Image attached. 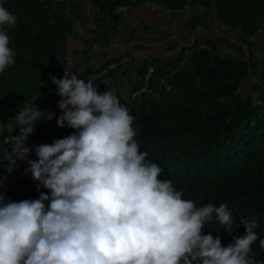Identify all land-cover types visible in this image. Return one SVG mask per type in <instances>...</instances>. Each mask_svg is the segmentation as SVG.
<instances>
[{
	"label": "trees",
	"instance_id": "obj_1",
	"mask_svg": "<svg viewBox=\"0 0 264 264\" xmlns=\"http://www.w3.org/2000/svg\"><path fill=\"white\" fill-rule=\"evenodd\" d=\"M157 2L173 11L213 12L219 26L237 33L247 57L226 54L216 41L197 38L175 59L148 58L127 68L136 77L132 93L145 84L149 69H155L149 91L135 99L131 95L127 99L105 81H93L94 86L101 94L113 91L129 109L135 118L132 127L139 151L147 152L146 159L163 170L158 179L172 180L174 188L183 191L182 199L193 201L197 208L208 203L229 205L234 219L231 232L213 214L205 221L202 235L220 236L222 246L227 247L247 234L240 218L257 219L258 240L250 256L264 264V251L259 247V240L264 239V53L256 56L258 37L264 34V0H92L85 58L89 59L95 47L112 45L127 8ZM0 6L17 17L14 26H2L15 63L0 73V123L5 125L4 136H18L15 117L25 101L45 110L26 142L34 145L33 158L27 159L37 160L36 146L78 134L57 124L62 115L58 103L63 98L50 77L62 79L66 67L74 73L68 63L69 39L75 32L71 11L80 15L79 23L86 30L88 19L81 17L85 5L75 0H0ZM199 24L204 27L196 16L187 27L193 30ZM149 29L142 26L139 31ZM206 30L216 35V30ZM99 70L89 65L82 74H74L88 80ZM250 78L255 87L247 93L242 85ZM52 114L54 119L48 121ZM11 147L0 136V181L4 184L0 192L5 203L35 200L41 193L50 196L40 182L27 183L33 178L26 172L30 167L26 161L17 162L11 174L5 170L4 150L11 152Z\"/></svg>",
	"mask_w": 264,
	"mask_h": 264
},
{
	"label": "clouds",
	"instance_id": "obj_2",
	"mask_svg": "<svg viewBox=\"0 0 264 264\" xmlns=\"http://www.w3.org/2000/svg\"><path fill=\"white\" fill-rule=\"evenodd\" d=\"M16 22L0 6V73L15 63L2 26ZM94 79L67 67L62 79L50 77L63 98L57 124L78 134L36 146L37 160L27 159L26 142L45 110L25 101L15 117L18 136H4L0 123L3 144L12 146L4 150L5 170L26 161V172L51 193L5 203L0 192V264H260L250 256L257 219L240 218L247 234L227 247L220 236L202 235L213 214L231 232L229 205L197 208L172 180L158 179L163 170L134 139L135 118L113 91L99 93Z\"/></svg>",
	"mask_w": 264,
	"mask_h": 264
},
{
	"label": "crops",
	"instance_id": "obj_3",
	"mask_svg": "<svg viewBox=\"0 0 264 264\" xmlns=\"http://www.w3.org/2000/svg\"><path fill=\"white\" fill-rule=\"evenodd\" d=\"M78 3L84 4L83 2ZM199 12H202L207 24L201 19L204 27L199 24L197 28L189 29L187 22L199 15ZM83 18L88 19L89 25L87 30H84L79 23V28H82L81 32H85L84 34L86 35L81 36V38L78 34L74 35L76 38L74 40L71 39L68 45L69 66L80 74L89 65L95 70H99L112 61L127 55L133 58L134 65H140L148 58L160 60L175 59L179 56L182 48L191 45L198 30L201 32L207 31L206 28L227 30L225 27L219 26L213 12L203 9L173 11L159 2L148 4L145 7H129L124 11V22L120 26L119 34L113 40L112 45L105 49L95 47L87 60L83 54L85 47L82 42L89 38L87 34L90 33L88 29L92 28V22L90 18ZM142 26H148L150 29L146 32L139 31ZM206 38L202 37V39ZM127 71L126 69L120 70L115 76L102 79L96 83L99 84L105 81L116 92L128 99L132 93L133 78L130 71Z\"/></svg>",
	"mask_w": 264,
	"mask_h": 264
},
{
	"label": "rangeland",
	"instance_id": "obj_4",
	"mask_svg": "<svg viewBox=\"0 0 264 264\" xmlns=\"http://www.w3.org/2000/svg\"><path fill=\"white\" fill-rule=\"evenodd\" d=\"M90 1L91 0H75V2H77V3L83 2L85 5V12L83 14V17L90 18L91 15L93 14V10L91 9V6H89ZM71 15H73L75 17L74 20H75L76 28H75L74 35L78 34L80 36V38H81V36H85L86 35V34H84L85 32H81L82 28L81 29L79 28V20H78L79 15L76 14L75 12H72V11H71ZM196 16H199L205 22V24H207V21L203 17L202 12H199V15H196ZM88 25H89V22H88ZM197 26L195 28H197ZM212 30H214V29L212 28ZM215 30H216L215 36L211 35L207 31L201 32L200 30H198V32L195 34V39H197V38L200 39L202 37L203 38L204 37L210 38V39L216 41L218 43V45L221 47V49L226 54H232V55L240 54L241 56H245V58L247 57V51H246L245 47L242 45V41L236 32L233 34H230L227 30H224V31L221 30V28L219 30L218 29H215ZM74 35H72L70 37L69 41H71V39L74 40L76 38ZM87 35H88L87 37H89V38H86V39H90L91 34L89 33ZM257 41H258V44L256 46V56L259 58L264 53V34H260ZM82 45L85 47L84 42H82ZM74 73H76V72L74 71ZM77 74H80V73H77ZM254 87H255V80L253 78L245 80V82L242 85L243 90L246 91L247 93L252 92V89Z\"/></svg>",
	"mask_w": 264,
	"mask_h": 264
},
{
	"label": "built area",
	"instance_id": "obj_5",
	"mask_svg": "<svg viewBox=\"0 0 264 264\" xmlns=\"http://www.w3.org/2000/svg\"><path fill=\"white\" fill-rule=\"evenodd\" d=\"M133 64H134V60L131 56H128V55L123 56L120 59H118L117 61H113V62L105 65L104 67H102V70L97 71L93 76V77H95L94 82L102 80L106 75H108L109 73H111L113 71H117V70L120 71V70L130 68L133 66ZM154 71H155V69L153 67H151L149 69L145 84L143 86H141L139 89H137L136 91H134L131 94V98L135 99L136 97H139V96H141V95H143L149 91L148 82H149L151 75L154 73ZM134 80H136V77L133 75V82H134ZM85 81H87V80L85 79ZM167 89L170 90L171 88L168 86ZM51 116L52 115H50V117ZM53 119H54V115L51 119H48V121L53 120ZM45 126H47V125H45ZM27 146H29L31 148V153L28 156V158H33L34 145L33 144H27ZM35 182H37V181H35L33 179L27 180V183L29 185H33Z\"/></svg>",
	"mask_w": 264,
	"mask_h": 264
},
{
	"label": "water",
	"instance_id": "obj_6",
	"mask_svg": "<svg viewBox=\"0 0 264 264\" xmlns=\"http://www.w3.org/2000/svg\"><path fill=\"white\" fill-rule=\"evenodd\" d=\"M91 3H92V0L90 1V5L89 6H91ZM90 8V7H89ZM196 39H194V41H195Z\"/></svg>",
	"mask_w": 264,
	"mask_h": 264
}]
</instances>
